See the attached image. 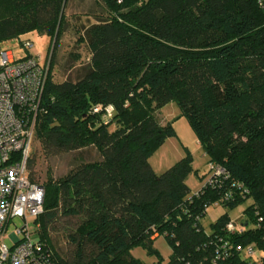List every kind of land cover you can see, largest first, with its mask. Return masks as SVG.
Wrapping results in <instances>:
<instances>
[{"label": "trees", "instance_id": "trees-1", "mask_svg": "<svg viewBox=\"0 0 264 264\" xmlns=\"http://www.w3.org/2000/svg\"><path fill=\"white\" fill-rule=\"evenodd\" d=\"M67 1L0 0V42L18 37L22 44L28 30L49 37L32 138L44 154L87 145L99 154L38 179L30 146L27 174L44 187L36 237L57 264H146L133 245L153 253L155 264H264V0H102L106 14L77 36L87 45L86 64L76 77L54 80ZM169 99L207 162L222 167L197 190L186 182L193 168L186 146L161 171L148 160L175 135L171 119L156 115ZM95 103L112 105L108 119L103 108L92 110ZM246 198L239 227H227L228 211L209 229L202 225L208 203ZM59 215L77 218L65 230L73 244L66 257L49 237ZM157 233L169 244L166 259L152 243ZM248 245L261 249L258 259Z\"/></svg>", "mask_w": 264, "mask_h": 264}, {"label": "built area", "instance_id": "built-area-1", "mask_svg": "<svg viewBox=\"0 0 264 264\" xmlns=\"http://www.w3.org/2000/svg\"><path fill=\"white\" fill-rule=\"evenodd\" d=\"M30 40H24L27 47ZM48 56L43 59L33 53L14 56L7 46L0 45V264H57L49 248L37 237L35 217L42 210L44 187L29 178L26 157L48 70ZM92 110L102 109L103 120L112 112L110 103H95ZM222 167L207 162L199 187L211 184ZM19 219V222H17ZM32 226V229H31ZM227 227L236 228L233 220ZM223 248L230 245L221 241ZM217 249H219L217 247ZM247 252H254L253 245Z\"/></svg>", "mask_w": 264, "mask_h": 264}, {"label": "rangeland", "instance_id": "rangeland-1", "mask_svg": "<svg viewBox=\"0 0 264 264\" xmlns=\"http://www.w3.org/2000/svg\"><path fill=\"white\" fill-rule=\"evenodd\" d=\"M66 13L67 21L56 44L54 61L51 68V76L54 80H60L63 77L74 78L82 70V67L88 60V49L84 40L77 39L78 33L83 30L85 25L95 20L99 15H105L106 9L102 0H68L66 3ZM21 37L29 38L31 44L24 48L18 37H9L0 43L10 48L14 56L30 52L43 59L44 55L49 53L47 47L49 37L47 34L28 30L21 34ZM156 115L160 120L171 119L176 137L178 136L189 149L193 168L187 173L186 182L190 190H193L203 177L202 173L207 167V155L202 150L185 115L179 113V106L175 100L169 99L160 105ZM176 137H165L148 155L149 163L155 171H161L182 155L181 153H183L184 149L178 145V137L177 139ZM32 144L37 152L32 169L38 179H42L47 171H50L53 176L63 173L79 158L91 159L99 156L98 151L93 145L82 146L78 149L60 150L54 154H44L36 139H31L30 146ZM249 202L250 198L241 200L233 206L219 201L210 202L205 212L201 215L200 221L205 229H209L211 221L221 212L228 211L230 218L239 227L247 216L244 209ZM76 219V216L59 215L58 220L54 222V227L49 229L50 241L63 257L69 256L73 248V244L65 236V230L71 227L76 222ZM17 222H19V219H17ZM32 236L36 237V234L33 233ZM152 243L158 249L162 258L166 259L170 247L165 237L157 233L154 235ZM253 247L254 252L251 256L258 259L261 249L256 245H253ZM130 251L145 261L146 264H155L156 256L153 253L145 251L140 245H133Z\"/></svg>", "mask_w": 264, "mask_h": 264}, {"label": "crops", "instance_id": "crops-1", "mask_svg": "<svg viewBox=\"0 0 264 264\" xmlns=\"http://www.w3.org/2000/svg\"><path fill=\"white\" fill-rule=\"evenodd\" d=\"M174 130H175V129H174ZM170 136H171V137H176V132H175V135H170ZM177 137H178V136H177ZM177 137H176V139H177ZM178 139H179V137H178ZM178 139H177V141H178V145H179V146H182L183 149H184V146H186V145L183 144L184 142H183L182 140H180V139L178 140ZM182 152H184V151H182ZM181 154H183V153H181Z\"/></svg>", "mask_w": 264, "mask_h": 264}]
</instances>
